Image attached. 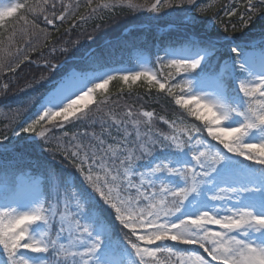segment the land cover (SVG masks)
<instances>
[{"label":"snow or ice","instance_id":"6c2138e0","mask_svg":"<svg viewBox=\"0 0 264 264\" xmlns=\"http://www.w3.org/2000/svg\"><path fill=\"white\" fill-rule=\"evenodd\" d=\"M116 7L147 11L157 19L167 9L181 10L178 35L158 49L163 55L155 56V67L151 54L137 56L135 67L126 68L90 52L78 69L64 72L43 94L35 118L14 135L33 133L44 142L42 148L55 139L56 148L45 150L53 159L60 155L74 172L49 169L48 191L44 177H27V186L19 178L4 181L0 264H264V39L257 47L221 34L214 18H200L212 5L199 0H99L96 7L87 0L90 13ZM21 10L47 25L75 14L63 0L35 5L13 0L0 4V28ZM256 11V3L247 0L246 12ZM19 19L25 34L38 29L47 38L36 19ZM251 19L241 15L242 26ZM221 27L228 32L227 25ZM11 55L0 47V71L19 67H12ZM114 81L129 88L142 82L149 91L165 92L203 129L160 117L170 131L153 132V111L104 113ZM85 121L99 123L100 134L68 137L64 131L67 144L54 135ZM203 130L215 144L201 138ZM105 134L113 143L105 146ZM84 136L98 146L85 144ZM105 206L127 230L122 238L113 237V226L100 211Z\"/></svg>","mask_w":264,"mask_h":264},{"label":"trees","instance_id":"16d2710c","mask_svg":"<svg viewBox=\"0 0 264 264\" xmlns=\"http://www.w3.org/2000/svg\"><path fill=\"white\" fill-rule=\"evenodd\" d=\"M10 2H13V0H0V4ZM19 2L35 5L37 0H19ZM140 2L143 3V0H140ZM148 2L151 3L152 0H148ZM253 2L257 6V11L254 14L246 12L247 0H216L210 11L200 18L202 20L214 18L216 31L223 35L235 36L238 41H251L263 38L264 5H260L258 0H253ZM63 3L72 4L75 13L66 17L63 22L55 21L54 25H47L42 17L37 18L27 13L26 10H21L17 17L8 20L5 26L0 28V42H2L0 47H7L8 51L12 53L8 57L12 67H16L17 64L19 65L26 60L25 57L37 64L48 62L56 65L63 63L66 59H72L65 62L61 68L54 70L35 66L32 62H25L16 67L15 72L7 71V69L0 71V141H3V144H0V150H5L3 148H6V152L0 151V159H7L12 155H20L26 159L25 162L19 163H0V193L3 192L5 180L9 183L16 182L27 171L38 174L39 169L55 168L57 172H74V169L67 165L66 162H61L62 157L60 155L53 159L48 151L45 150L50 147L56 148L52 144L55 139L49 143L50 147L46 145L42 148L41 146L44 145V142L39 140L38 137H32V133H22L19 137L15 136L14 133L21 126H25L27 122L35 118L42 94L49 85L53 81L58 80L67 70L78 69L85 58L84 54L90 48L95 47L94 51H92L93 53H103L108 64L113 67L133 68L135 67L137 56L142 54H151L153 66L155 67V56L157 54L163 55V52L158 51V49L163 48L168 41L178 35L177 31H170L163 35L155 33L152 28L158 25H166L168 22L155 21L153 14L147 11L133 12L126 7H122L104 12H100L101 9H98L95 13H90L87 8V0H63ZM77 3L79 8L75 9ZM98 3L99 0H93V7H96ZM61 10V4L57 2L55 9L57 15H59ZM51 11L52 9H49V13ZM231 11H235L236 15L231 17L226 15V13ZM24 15H27L29 20L36 19L40 27L46 30L47 38L38 29L30 30L25 34L22 31L24 23L19 19L20 16ZM82 15L85 19H77V17ZM241 15H244L245 19L249 15L252 16L247 27L242 26ZM144 24L149 25L150 28H135L122 35L123 30L127 27ZM222 24L227 25V33H223ZM233 24L235 29L232 27ZM9 38L12 41L10 46ZM105 41L108 42L105 43ZM64 47L68 48L67 52L61 51ZM224 58L227 57L225 56ZM1 84L8 85L6 91L3 86L1 87ZM121 89L123 90L121 91ZM176 92L178 94L179 90H176ZM108 96L110 105H125L127 110L131 109L135 112L141 110L153 111L155 113L154 127L162 131L168 132L170 129L160 121V117H164L169 121H183V125H196L203 129V125L199 121L195 120L194 117L188 116L184 110L174 103L173 97L168 96L165 92H158L155 88L149 91L148 86L142 82H138L129 88L121 81H114L108 87L106 97ZM81 125L84 126V122L68 124L64 129L57 130L54 134L56 137L60 136L59 138L68 143V137H71L75 131L71 130V128L75 127L79 130ZM92 125L90 123L86 130H91ZM64 131L68 132L67 138L62 137ZM200 136L206 138V131L203 130ZM4 137H8V140H3ZM43 177L45 178L44 190L48 191L47 174H44ZM100 211L105 220L113 226V237L122 238L127 230H122L118 222L114 221L113 214L106 206ZM180 247L187 248L188 246Z\"/></svg>","mask_w":264,"mask_h":264},{"label":"rangeland","instance_id":"374dc122","mask_svg":"<svg viewBox=\"0 0 264 264\" xmlns=\"http://www.w3.org/2000/svg\"><path fill=\"white\" fill-rule=\"evenodd\" d=\"M215 2H216V0H201V2H199L200 4H208V3H211V5L213 6V4H215ZM120 8H122V7H116L115 9H107V10H105V9H101L100 10V12H104V11H112V10H116V9H120ZM167 11V15H162V16H160V18L159 19H157V18H155L154 17V20L155 21H157V22H160V21H167L168 22V24H175V25H177L176 23H178V21H179V18H180V16L182 15V11L181 10H173V9H167L166 10ZM99 12V13H100ZM107 41H105V43H106ZM237 43H240V44H242V45H244V44H246V43H243V42H240V41H237ZM251 44H254L255 46H259V44H260V41H253V42H251ZM234 55V54H233ZM70 60H72V59H66L65 61H70ZM32 61V60H31ZM46 65H55V64H53V63H48V64H46ZM62 66V64L61 65H56V68H60ZM46 68H48V69H51L50 67H47V66H45ZM52 70V69H51ZM55 83V81H53L50 85H49V87L47 88V90L44 92V93H46L48 90H49V88H50V86H52L53 84ZM3 85L1 84V87H2ZM43 93V94H44ZM42 94V95H43ZM107 98V100H108V103L106 104V105H104L103 106V109H104V113H107L108 111H111L112 113H114L115 115H117V116H123V114L125 113V111H127V108H126V106L125 105H118V106H113V105H110V99H109V96L108 97H106ZM41 103V102H40ZM40 103H39V105H40ZM39 105H38V108H37V111H36V113H35V116L37 115V113H38V110H39ZM141 111H146V110H141ZM141 111H133L134 113H138V112H141ZM200 122V121H199ZM90 123H92L91 121H85L84 122V126H80V128H82V129H80L79 128V126H77L78 128H79V130L78 129H76L75 127H73V128H71V130H75L74 131V133H83V132H85V131H87L89 134H91V133H93V132H95L96 134H100V132H101V128H100V125H99V123H96V126H94V125H92V129L91 130H89V129H87L86 130V127L88 128L89 126H90ZM201 123V122H200ZM202 124V123H201ZM203 125V124H202ZM39 130V129H38ZM146 129H142V131H145ZM157 130H160L159 128H155V127H153V129H152V131L153 132H155V131H157ZM129 131H131V129H129ZM160 131H162V130H160ZM206 131V130H205ZM206 133H207V131H206ZM55 135V134H54ZM111 135L113 136V137H116V139L117 140H119L120 138H121V135H118L117 134V132H116V129H111ZM32 137H35V135L32 133ZM60 137V136H59ZM62 137H64V136H62ZM65 138V137H64ZM67 138V137H66ZM201 138H203V137H201ZM207 138V140L208 141H210L211 143H213V144H215L216 142L215 141H211V137H206ZM61 140H62V142L63 143H65V144H67L66 143V141L65 140H63L62 138H60ZM82 139V141L85 143V144H88V143H91V144H93V145H96V141L95 140H93V139H91L90 138V136H84V137H82L81 138ZM103 139L105 140V142L106 141H108V142H106L105 144L107 145L108 143H113V140L110 138V140H109V136L107 135V134H105L104 136H103ZM52 144H54L55 146H56V141H54ZM48 146L50 145L49 143L47 144ZM50 147V146H49ZM222 147V146H221ZM50 148H52V147H50ZM3 149H5L6 150V148H3ZM52 149H55V148H52ZM5 150H0L1 152H4ZM6 152V151H5ZM26 161V159L24 158V157H22V156H20V155H12V156H10V158H7V159H0V163H2V162H6V163H19V162H25ZM48 168H45V169H39V172H38V174H32V173H30V172H27L26 173V175H23V176H20L19 177V179H20V182H22V183H24L25 184V186H27V177H33V178H38V177H43L44 176V174H47L48 173ZM169 243H171V242H169ZM188 247H194V246H188ZM199 251H200V253L202 254V255H204L205 256V258L206 259H211L210 257H208L207 256V254L206 253H204L203 252V250L202 249H199Z\"/></svg>","mask_w":264,"mask_h":264}]
</instances>
